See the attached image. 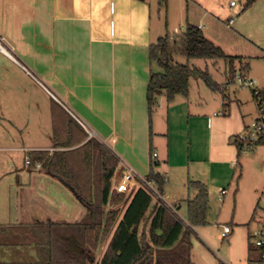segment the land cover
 Returning <instances> with one entry per match:
<instances>
[{"label": "crops", "instance_id": "0c3cea01", "mask_svg": "<svg viewBox=\"0 0 264 264\" xmlns=\"http://www.w3.org/2000/svg\"><path fill=\"white\" fill-rule=\"evenodd\" d=\"M231 1L190 0L191 10L188 6L186 11L190 17L207 23L198 22V25L203 31L207 29L206 36L228 55L234 56L221 44L229 45L237 39L229 35L231 28L239 35L252 31V36L262 37V42H257L264 47V0H256L242 14L246 0L243 5L237 2L235 6L230 5ZM233 13H238L239 17H234ZM226 19L229 24L225 23ZM160 36L163 35H155L153 31L149 0H0V41L7 50L0 49V264H48L47 250L37 240H32L34 228L73 224L85 216L86 204L75 187L36 157L59 153L54 159L56 163H71L69 167H73V160L80 162V158L76 159L78 154L72 152L91 139L107 148L119 161L121 174L113 180L114 190L128 169L146 177L156 162L155 169L166 178L164 194L173 198L175 202L171 204L178 206L186 225H189L188 200L198 193L197 189L188 187V181L206 185L209 193L207 224L191 226L195 232L191 239L193 264H226L227 261L229 264H264L250 262V256L256 254L249 251L252 231L264 225L263 208L259 214L264 198V150L258 149L261 145L255 146L241 163L238 161L241 174L233 190L236 208L225 222L219 220L223 209H213L212 191L216 190L219 199L220 188H225L227 192L222 195L225 200L234 175H230V169L224 171L220 164L208 168L207 164H214L212 156L205 161L198 156L196 163L204 162L207 167L196 166L193 172L188 168L184 188L181 192L172 190L171 129L156 130L147 101L153 70L150 45ZM179 61L186 63L185 59L179 58ZM217 64L218 60L214 61V66ZM239 64V60L235 62V71ZM242 64L247 65V72L250 61L243 57ZM228 65V72L225 65V77L234 74ZM193 67L199 69L195 64ZM261 81L264 90V79ZM190 90L188 96L177 95L168 103V115L182 102L191 110ZM163 98L165 96L159 98L156 107ZM239 103L243 101L239 99ZM224 111V116L230 115L229 108ZM257 113L256 109L252 120ZM251 121H242V133ZM154 131L168 138L162 161ZM186 135L189 136V132ZM238 135L232 137L235 139ZM154 152L158 153L157 158H153ZM28 153L36 160L33 161L41 162L42 167L37 168L35 162L27 166ZM236 154L238 156L237 148ZM206 168L209 176L205 178L201 175L207 174ZM242 179H245L243 184ZM183 207L185 215L180 213ZM156 208L153 200L147 220L141 226V238L148 235ZM225 224L230 225L232 231L223 243L220 232ZM33 241H36L34 247L44 249L42 257L35 262L31 257ZM218 241L222 242L227 260L222 261L209 244ZM106 244L104 241L103 246L94 251L95 256L100 255L95 264H99ZM160 250L163 249H149L148 257L139 264H156Z\"/></svg>", "mask_w": 264, "mask_h": 264}, {"label": "trees", "instance_id": "16d2710c", "mask_svg": "<svg viewBox=\"0 0 264 264\" xmlns=\"http://www.w3.org/2000/svg\"><path fill=\"white\" fill-rule=\"evenodd\" d=\"M255 1L246 0L242 11ZM179 57L186 58L188 62L179 61ZM199 58L225 60L230 64L231 73H235L236 60H241L239 56L225 53L206 36L198 23L189 19L184 30L175 35L166 32L150 45L153 64L147 89L150 114L161 96H165L168 103L173 102L177 95L188 96L192 77H204L212 87L215 86L207 72L190 65V60ZM241 67L246 72L247 65L242 64ZM260 91L264 102V90ZM234 143L238 156H241L243 151L238 136ZM257 145H264V135ZM72 153L78 154L76 159L80 158V162L73 160V167H69L71 163H56L54 159L59 153L52 157L45 153L36 157L44 160L49 170L71 183L87 208L85 216L77 223L53 224L48 229L40 228L42 225L34 228L32 240H37L47 250L45 260L48 264H93L94 251L105 240L107 244L99 264H139L153 247L163 249L157 252L156 264H193L191 239L195 232L191 226L207 224L209 193L204 183L188 181V187L198 191L187 203L189 225L166 205L160 204L151 217L148 235L141 238V226L147 220L153 202L151 194L143 187H135L131 195L114 190L113 180L121 174L119 161L95 139L88 140ZM155 166L156 162L146 178L154 181L164 193L166 178ZM249 251L256 254L250 256V262H264V246L250 242Z\"/></svg>", "mask_w": 264, "mask_h": 264}, {"label": "rangeland", "instance_id": "374dc122", "mask_svg": "<svg viewBox=\"0 0 264 264\" xmlns=\"http://www.w3.org/2000/svg\"><path fill=\"white\" fill-rule=\"evenodd\" d=\"M234 1L238 2V5L244 4L243 0ZM149 3L151 4L152 9L153 31L155 35L157 33L165 35L166 32H170L172 35L179 33L184 30L188 18L197 23L201 22L202 24H207L204 20H200L195 16L190 17L189 14H187L186 9L188 6L189 10H191L190 7H192L190 0H149ZM244 11L241 10L240 14ZM232 15L236 18L239 17L238 13H233ZM245 17L246 16H244V18ZM227 20L228 19L225 20V23L229 24ZM175 30L177 32H174ZM228 31L229 35L237 36V39L230 42L229 45L223 43L224 45L221 44V46H223L228 53L234 54V56H240L241 60H239V62L241 64L238 66L239 69L242 68L243 57L250 61V68L247 71V74L258 80V86L261 89V80L264 79V52L262 49L264 47H262L259 42H262V37L252 36V31L247 34L240 33L241 35H239V33L236 34L234 28L228 29ZM204 32L207 34V29H204ZM258 40L260 41L257 42ZM179 58L185 59L186 62H188L184 57ZM225 62L226 61L222 59L218 60V64L214 66V60L211 59L199 58L190 60L189 63L191 66L195 64L199 69L207 72L215 86L212 87L209 81L204 77H192L190 80V95L193 99V105L190 111L187 110L186 104L183 105L182 102V105L178 104L175 110L173 109L168 115V102L166 101V98H163L162 101L160 99V106L156 107L153 111L154 123L155 126H157L156 130L162 129V131L165 130L166 132L168 128L171 129V143L173 145V167L171 168V171L173 172L174 177L171 187L174 192H181V188H184L183 184L188 176V168L191 172H193L194 168L199 165L201 168H205L204 166L206 165L204 162H200L201 164L196 163V158L198 156L204 161L206 158L208 159L212 156L214 164L213 166L207 164L208 168H213L214 165L220 164L224 171L231 170L230 175H234V179L225 200L222 195L219 199L217 198L215 189L212 191L214 211H217L219 208L223 209L222 215L219 219L220 222H225V220L230 218L236 208L233 190L241 174L240 163L244 157H247L252 153V151H249L247 153H242L241 156L238 157L236 154V147L233 143L234 138L232 136L236 133L241 134L243 131L241 127L242 121H251L256 109L258 110L257 102L253 97L252 88L226 84V79L231 76L225 77V65L227 69L226 72H228L229 66V62ZM227 96H229V98H227ZM239 99H241L243 103H239ZM224 108H229L230 115H220L219 117L212 116L214 112H223ZM209 119L211 120L210 122ZM155 132L156 131H154L153 137L161 154L160 160L162 161L165 159L164 156L166 155L168 138L157 132L155 134ZM187 132H189V136L186 135ZM261 146L258 147V149L264 150V145ZM238 161L240 163H238ZM161 164L163 166L164 162ZM206 172L207 174L201 176L205 178L208 177L209 172L207 168ZM244 181L245 179H242V184ZM245 185L246 182L244 186ZM167 200L170 203L175 202L173 198L168 195ZM261 208L264 209V198L260 203L259 214L262 211ZM180 213L185 215L184 207L180 209ZM254 227L258 228L255 223ZM198 231L200 232V229H198ZM225 241L226 240H224L223 243H226ZM35 243L36 241L32 242L33 252L31 253L34 262L42 257L44 250L37 246L34 247ZM209 244L216 253L218 252L220 254L222 261L223 259L227 260L221 241H218L217 244ZM99 246L102 247L103 242L100 243ZM93 255V264H95L97 257L100 255ZM229 263L230 261L226 262V264Z\"/></svg>", "mask_w": 264, "mask_h": 264}, {"label": "built area", "instance_id": "2783aa9c", "mask_svg": "<svg viewBox=\"0 0 264 264\" xmlns=\"http://www.w3.org/2000/svg\"><path fill=\"white\" fill-rule=\"evenodd\" d=\"M236 4L237 2L234 0L230 2L231 6H235ZM233 20L234 18H231L230 22H233ZM0 43L2 42L0 41ZM226 84L237 85L240 87H250L253 89V93L255 95V100L258 105L257 116L246 127L245 131L238 135V140L242 145V151L243 153H247L257 145L261 136L264 135V102L262 101V97L260 95L261 91L258 86V80L255 77L248 75L247 72H243L239 69L238 71H235L232 77H228L226 79ZM213 115H225V112H214ZM157 156L158 153L154 152L153 158H157ZM25 164L27 166L33 164L32 157L29 153L25 156ZM34 164L37 168L42 167L41 162H35ZM133 187H143L151 194L153 200L156 201L157 206L164 204L181 218L178 213V206L171 204L167 200V196L158 189L154 181L138 175L132 168H130L126 173L122 174L121 180L116 185L115 190L117 192L129 193ZM226 192L227 190L225 188H220L221 195H224ZM231 231L232 229L230 225H223L220 232L221 239H228ZM251 236L253 238V243L256 246H264V225L261 228L253 230Z\"/></svg>", "mask_w": 264, "mask_h": 264}, {"label": "water", "instance_id": "95a60500", "mask_svg": "<svg viewBox=\"0 0 264 264\" xmlns=\"http://www.w3.org/2000/svg\"><path fill=\"white\" fill-rule=\"evenodd\" d=\"M70 187H71L72 191H73L76 195H78L77 192H76V190H75L72 186H70ZM134 188H135V187H133V189L130 191V194H129V195L132 194Z\"/></svg>", "mask_w": 264, "mask_h": 264}, {"label": "bare ground", "instance_id": "6f19581e", "mask_svg": "<svg viewBox=\"0 0 264 264\" xmlns=\"http://www.w3.org/2000/svg\"><path fill=\"white\" fill-rule=\"evenodd\" d=\"M0 49H2L3 51H7L6 48L0 43Z\"/></svg>", "mask_w": 264, "mask_h": 264}]
</instances>
